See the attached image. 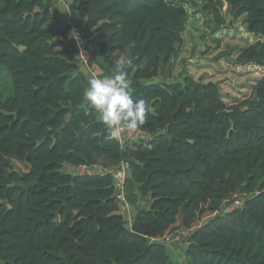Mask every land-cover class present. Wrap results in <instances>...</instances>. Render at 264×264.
Instances as JSON below:
<instances>
[{
  "label": "trees",
  "instance_id": "obj_1",
  "mask_svg": "<svg viewBox=\"0 0 264 264\" xmlns=\"http://www.w3.org/2000/svg\"><path fill=\"white\" fill-rule=\"evenodd\" d=\"M55 3L0 0V264H178L160 238L181 227L192 228L187 264H264V76L230 105L220 82L171 80L182 3L73 0L82 26L54 15ZM227 6L257 37L234 63L264 66V0L198 8L217 30ZM73 25L86 37L88 65L67 37ZM118 59L131 61L134 99L150 105L138 141L109 139L83 95L93 63L115 73ZM123 163L126 186L131 176L147 202L132 219L105 172ZM82 165L90 169L74 171ZM237 194L243 204L224 209Z\"/></svg>",
  "mask_w": 264,
  "mask_h": 264
},
{
  "label": "rangeland",
  "instance_id": "obj_2",
  "mask_svg": "<svg viewBox=\"0 0 264 264\" xmlns=\"http://www.w3.org/2000/svg\"><path fill=\"white\" fill-rule=\"evenodd\" d=\"M170 1L184 4L188 10L183 30V43L178 55L172 61L170 79H179L184 73H190L205 82H220L223 98L228 105L252 96L256 83L264 76V66L255 64L240 66L234 63L239 51L257 39L254 34L248 31L246 15L234 17L230 14L229 6H227L224 9L225 26L216 30L212 14L198 8L207 0ZM222 1L225 4V0ZM60 2L65 5L66 0ZM138 140L140 139L133 138L131 142ZM15 163L18 169L23 168L22 163L18 161ZM130 180L131 176L128 180L127 191L132 187H128ZM244 198V195L237 194L234 200H243ZM232 202L225 205L224 209L230 208ZM124 210L126 209L122 207V211L125 213ZM125 214L127 215V213ZM209 217L211 216L204 220L206 221ZM190 230L192 228L181 227L176 232L164 236V238L179 236L178 239L174 238L177 236L170 237L169 242L171 243L165 242L170 254L178 264H187L185 250Z\"/></svg>",
  "mask_w": 264,
  "mask_h": 264
},
{
  "label": "clouds",
  "instance_id": "obj_3",
  "mask_svg": "<svg viewBox=\"0 0 264 264\" xmlns=\"http://www.w3.org/2000/svg\"><path fill=\"white\" fill-rule=\"evenodd\" d=\"M131 61L118 59L116 72L110 76H92L84 90V99L99 113L109 139H118L125 132H135L147 121L150 105L144 98L134 99L131 81L125 70Z\"/></svg>",
  "mask_w": 264,
  "mask_h": 264
},
{
  "label": "crops",
  "instance_id": "obj_4",
  "mask_svg": "<svg viewBox=\"0 0 264 264\" xmlns=\"http://www.w3.org/2000/svg\"><path fill=\"white\" fill-rule=\"evenodd\" d=\"M59 0L55 3V5L52 7V13L59 17L60 19H63L69 23H74L82 26V24L85 21V16L80 13L77 10H72L69 7V4L73 0H66L65 5H63ZM91 72L89 74L91 76H110L114 74L113 71L108 69L106 66H104L99 60H96L93 65L90 67ZM89 75V78L91 77ZM147 134L142 133L140 131L133 132H125V140L131 141L133 138H146ZM92 171L100 172L98 168L92 169ZM132 184V185H131ZM131 189L127 191V199H128V205L124 204L123 207L126 209L124 210L125 213H127V216L129 219H132L134 214L136 213V210L139 208H144L146 206V199L141 198L135 188V184L132 180L129 181V186Z\"/></svg>",
  "mask_w": 264,
  "mask_h": 264
},
{
  "label": "built area",
  "instance_id": "obj_5",
  "mask_svg": "<svg viewBox=\"0 0 264 264\" xmlns=\"http://www.w3.org/2000/svg\"><path fill=\"white\" fill-rule=\"evenodd\" d=\"M67 37L71 40H74L79 47V52L77 53L76 56V60L77 61H81L82 63H84L85 65H88L90 62V58L91 55L90 53L83 47V45L86 42V37L84 36V34L82 33V31L80 30V28H78L77 26L73 25L68 34ZM120 142H124L125 140V133H123L121 135L120 138L117 139ZM88 169H90L89 167L82 165L79 166L75 169V171L79 174H83L85 173ZM107 173H111L114 176L115 182H116V187L118 190L117 193V198L120 199L122 202L126 203V190H127V179H128V174H129V165L128 163H123L121 164L119 167L113 168V169H108L107 171H105ZM243 204V200L240 199H235L232 204L230 205V208H234V207H239ZM177 236V235H174ZM174 236H166L165 238H160V241L162 242H169V238L170 237H174ZM176 239L179 238V236L174 237ZM171 243V242H169Z\"/></svg>",
  "mask_w": 264,
  "mask_h": 264
},
{
  "label": "water",
  "instance_id": "obj_6",
  "mask_svg": "<svg viewBox=\"0 0 264 264\" xmlns=\"http://www.w3.org/2000/svg\"><path fill=\"white\" fill-rule=\"evenodd\" d=\"M58 0H56V2H57Z\"/></svg>",
  "mask_w": 264,
  "mask_h": 264
}]
</instances>
